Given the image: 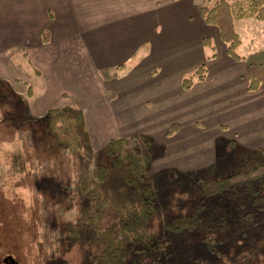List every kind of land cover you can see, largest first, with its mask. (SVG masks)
Wrapping results in <instances>:
<instances>
[{
    "label": "rangeland",
    "instance_id": "1",
    "mask_svg": "<svg viewBox=\"0 0 264 264\" xmlns=\"http://www.w3.org/2000/svg\"><path fill=\"white\" fill-rule=\"evenodd\" d=\"M193 2L198 6L212 4V0ZM235 29L241 39L237 52L245 60L241 64H264V20L243 18L235 22ZM209 37L218 58H222L221 41L214 35ZM21 47L12 46L6 52L17 70L13 71L14 76H21V79L12 81L16 90L0 80V264H93L97 255L94 232L113 224L119 212H124L129 205H139L141 188L126 184L121 168L115 169L104 182L93 181L96 166L101 162L105 144L112 134L99 139V130L92 127L91 139L85 120L87 138L83 139V146L77 153H64L57 146L53 136L45 129L44 114L47 109L39 112L32 110L44 91V78L42 74L39 73L40 76L34 72ZM28 48L26 45L24 50ZM143 51L138 56H142ZM209 53L208 48H203V58L210 67L212 64L206 59ZM190 72H186V75ZM101 75L106 78L107 72L103 71ZM243 82L246 87V80ZM28 87L31 88V96L26 93ZM261 90H264V83ZM248 92L241 97L236 91L233 102L242 101V104L253 106L258 98L264 96L262 93L256 98L253 91ZM109 94L120 98L114 90ZM64 97L67 106H78L69 95ZM222 98L226 104L213 103V111L204 113L208 121L201 124L197 117L193 123L197 128L194 129L197 140L189 146H193L195 151L203 149V152L196 151V161H190L188 168L186 155H192V152H187L180 141L176 144L178 155L165 159L176 158L186 167H182V170L162 165L163 160L158 159L160 155L157 154L162 152L163 145L167 150L165 140L157 132L151 138V157L155 161L158 159L152 169L150 167L151 180L156 207L163 222H173L178 215L169 203L171 194H174L179 207L193 209L195 205H200L197 226L194 230L175 233L161 226L157 238L165 242L166 247L151 248L141 240L130 242L124 235H116L125 241L124 264H153L154 260H159L161 264H193L196 260H206L211 264H248L247 258L258 264L263 263L264 205L252 203L250 190L241 185L212 197L197 194V177L220 179L233 173L242 163L235 158L234 147L230 143V140H234L232 129L237 128L227 119L229 108L226 107L232 100ZM213 99L217 102L219 96ZM252 114L255 115L254 110ZM252 114L248 118H254ZM88 122L93 124L94 120ZM197 122L200 126L196 125ZM170 123L167 120L166 126ZM142 124L130 121L133 128H141ZM221 126L224 129L222 133ZM172 135L176 136V132H172ZM257 141L260 139H253V142ZM245 146L239 144L238 147ZM211 149L215 154L207 155ZM250 159L264 163L262 155L252 154ZM93 188L115 199L120 204V210L111 205L99 223L80 225L81 231L72 233L67 227L69 224L78 226L79 212L89 206L88 194ZM207 234L216 239L210 247L205 243ZM157 240L155 238L153 242Z\"/></svg>",
    "mask_w": 264,
    "mask_h": 264
},
{
    "label": "crops",
    "instance_id": "2",
    "mask_svg": "<svg viewBox=\"0 0 264 264\" xmlns=\"http://www.w3.org/2000/svg\"><path fill=\"white\" fill-rule=\"evenodd\" d=\"M193 3V0H0V80L16 90L12 81L21 76H14L13 71L17 70L6 52L21 45L34 72L39 69L44 78V91L33 111H42L50 105L67 106L64 95H69L82 109L90 136L92 127L99 130V139L107 134H112L111 138L132 133L152 138L157 132L167 147L165 150L163 145L158 159L169 169H186L196 161L197 150L189 146L197 140L193 123L197 117L201 124L208 121L204 113L213 111V103H227L222 96L232 100L226 109L229 108V124L237 125L232 129L234 140L243 146L264 147V96L253 106L233 102L236 91L241 97L248 92L243 82L247 64H241L244 59L236 61L225 53L217 28L203 21L198 5ZM42 31L48 33L46 42L42 40ZM211 35L221 41L224 53L218 58L215 49V56L206 58L212 64L209 67L202 55L203 48H207L202 40ZM26 45L30 48L24 50ZM141 50L142 56H138ZM202 62L207 65L205 80L183 88L181 81L186 72H192ZM122 63L126 64L124 69L115 68ZM103 71L107 72L106 78L101 75ZM262 86L263 83L253 91L256 98L264 93ZM112 90L120 98L109 94ZM214 96H219L217 102ZM251 114L254 118H248ZM88 120H94L93 124ZM167 120L170 125L176 124V136L167 135L170 127L166 126ZM130 121H139L143 127L133 128ZM225 125L228 129V124ZM221 130L222 126L220 133ZM253 139L260 141L255 143ZM179 141L187 152H192L186 155V167L176 158L165 159L178 155ZM197 152L202 153L203 149ZM214 154L212 149L207 153ZM156 161L152 159L151 169Z\"/></svg>",
    "mask_w": 264,
    "mask_h": 264
},
{
    "label": "trees",
    "instance_id": "3",
    "mask_svg": "<svg viewBox=\"0 0 264 264\" xmlns=\"http://www.w3.org/2000/svg\"><path fill=\"white\" fill-rule=\"evenodd\" d=\"M198 9L203 21L217 28L219 39L225 45V53L236 61L243 60L244 57L237 52L241 39L235 29V22L243 18L264 20V0H212L211 5L201 4ZM41 36L44 42L48 40L46 31H42ZM202 43L210 50L206 58H213L216 54L213 41L210 37H205ZM125 67L126 64L122 63L115 68L121 70ZM35 72L40 73L36 68ZM206 75L207 68L202 62L195 70L182 78L181 85L188 89L195 81L205 80ZM245 80L247 91L258 90L264 83V64L248 62ZM26 93L29 96L32 95L30 87L27 88ZM44 120L45 129L53 136L55 143L64 153L75 154L82 148L83 139L87 138V130L84 126V114L79 106L49 107L45 111ZM176 128V124L172 123L166 131L167 135L174 132ZM230 141L234 147L235 158L242 163L233 173L220 179L197 177V194L201 197L205 195L212 197L228 189H237L238 186L244 185L250 190L252 203L264 205V163L250 159L252 154L264 156V147L240 148L238 142ZM152 142L151 137L146 134L132 133L127 136L111 137L105 144L103 157L96 166L93 181L104 182L115 169L121 168L126 184L140 186L142 199L139 205H129L124 212H119L117 220L109 227L94 232L97 255L93 264H124L125 241L115 237L116 235H124L130 242L141 240L151 248L166 247V243L157 238L161 226L175 233L181 230H194L198 224L200 205H195L193 209L188 206L179 207L174 194H171L169 203L178 215L173 222H163L156 207L151 180ZM88 198L90 204L79 212L78 226L69 224L67 227L72 233L81 231L80 225L99 223L111 205L116 210H120V204L98 188L91 189ZM155 238L158 240L153 242ZM204 238L209 247L216 241L211 234H207ZM247 260L248 264H258L248 258ZM153 264H161V262L154 260ZM193 264L211 263L206 260H196ZM262 264H264V258Z\"/></svg>",
    "mask_w": 264,
    "mask_h": 264
}]
</instances>
